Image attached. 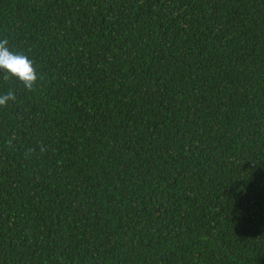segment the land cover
<instances>
[{"label":"trees","instance_id":"1","mask_svg":"<svg viewBox=\"0 0 264 264\" xmlns=\"http://www.w3.org/2000/svg\"><path fill=\"white\" fill-rule=\"evenodd\" d=\"M3 39L42 79L0 72V264H264V0H0Z\"/></svg>","mask_w":264,"mask_h":264},{"label":"clouds","instance_id":"2","mask_svg":"<svg viewBox=\"0 0 264 264\" xmlns=\"http://www.w3.org/2000/svg\"><path fill=\"white\" fill-rule=\"evenodd\" d=\"M0 72L5 81L15 79L28 91H32L39 79L33 61L25 54L14 53L8 47L7 39L0 40ZM16 96L13 91L0 95V107H5L9 102H14ZM11 144V140L8 141Z\"/></svg>","mask_w":264,"mask_h":264}]
</instances>
